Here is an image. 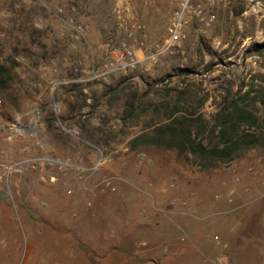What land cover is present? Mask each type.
<instances>
[{"label":"rangeland","instance_id":"1","mask_svg":"<svg viewBox=\"0 0 264 264\" xmlns=\"http://www.w3.org/2000/svg\"><path fill=\"white\" fill-rule=\"evenodd\" d=\"M178 2L0 0V249L15 251L0 264H264V150L203 169L154 143L176 117L211 129L225 100L264 85V0H200L214 23L163 51ZM123 43L140 63L89 81ZM34 197L75 247L25 237Z\"/></svg>","mask_w":264,"mask_h":264},{"label":"trees","instance_id":"2","mask_svg":"<svg viewBox=\"0 0 264 264\" xmlns=\"http://www.w3.org/2000/svg\"><path fill=\"white\" fill-rule=\"evenodd\" d=\"M262 47L264 43L254 44V48ZM8 80L7 71L0 65V84ZM256 86V90L251 89L236 99L225 100L214 116L215 124L211 129H208L201 116L176 117L158 128L155 134L161 135V139L154 143L181 153L188 152L194 157L195 164L203 169L227 164L253 148L264 150V85ZM253 93L254 97L251 98L250 94ZM248 99L252 101L251 104H244ZM255 103L261 107L260 117L251 107ZM193 131L196 136L209 131L214 140L208 146L204 145L200 140L192 138ZM166 135L172 136V140L166 141Z\"/></svg>","mask_w":264,"mask_h":264},{"label":"built area","instance_id":"3","mask_svg":"<svg viewBox=\"0 0 264 264\" xmlns=\"http://www.w3.org/2000/svg\"><path fill=\"white\" fill-rule=\"evenodd\" d=\"M200 0H179L177 7L169 18V36L165 41L163 51L169 50L181 37L182 31L192 21L203 27H210L215 21V14L205 12L199 4ZM77 32L82 34L83 29L78 27ZM140 63L136 53L123 43L110 51L107 65L104 70H98L94 66L91 69L89 81H106L111 74L124 72L135 68ZM6 173L20 172L15 165H7Z\"/></svg>","mask_w":264,"mask_h":264},{"label":"crops","instance_id":"4","mask_svg":"<svg viewBox=\"0 0 264 264\" xmlns=\"http://www.w3.org/2000/svg\"><path fill=\"white\" fill-rule=\"evenodd\" d=\"M35 198V197H34ZM0 200H1V197H0ZM36 201H33L34 202V206H32V208H34L37 212V214L40 216L41 220L39 219V221H36L34 222V230L33 228H27L26 229V234H25V237H28L29 239H32V241H36L37 245L40 244V248H42V244H48L49 242H54V241H57V243H61V244H58V245H61V246H65V247H68V246H72V247H75V241H72L67 235H63V233H57L56 231L53 230V226H57L54 222H53V218L48 214V212H42V211H37V206H41V205H44L43 203L40 204V201H37V199L35 198ZM39 200V199H38ZM0 204H3V203H0ZM66 204H69L66 202ZM46 206V210L49 208V207H53V205L51 206H48V205H45ZM63 208H65V206H62ZM43 214V215H41ZM2 216L4 217V215H2V212L0 211V245L2 243H5V238L3 237V235L6 237V234L5 233V230L3 229V226H2ZM62 220L63 223L61 224L62 228L61 230L64 231V232H67V233H72L76 230V227L75 226V221H74V215L73 216H70L69 212L68 214L64 215L62 217ZM70 220V222H68ZM63 226L65 228H63ZM78 228V227H77ZM14 232H16V242H20L21 238H20V233H19V230L16 231L14 229ZM36 233H39V236H35ZM42 233V234H40ZM38 239V241L36 240ZM36 245V246H37ZM35 246V245H34ZM31 246L29 247V250H30ZM15 251L11 250V249H0V257H2V254L3 256H13ZM76 254V253H75ZM77 258H78V254H77ZM74 264H80L79 260L75 261Z\"/></svg>","mask_w":264,"mask_h":264},{"label":"water","instance_id":"5","mask_svg":"<svg viewBox=\"0 0 264 264\" xmlns=\"http://www.w3.org/2000/svg\"><path fill=\"white\" fill-rule=\"evenodd\" d=\"M0 197L3 198L4 197V194H0Z\"/></svg>","mask_w":264,"mask_h":264}]
</instances>
